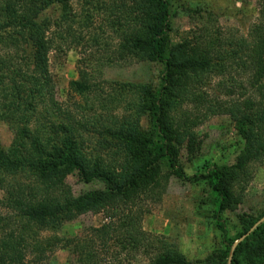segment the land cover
<instances>
[{"label":"trees","instance_id":"1","mask_svg":"<svg viewBox=\"0 0 264 264\" xmlns=\"http://www.w3.org/2000/svg\"><path fill=\"white\" fill-rule=\"evenodd\" d=\"M75 1L85 9L83 17L71 6ZM262 7L263 20L251 34L255 38L243 40L240 48L228 54L223 50L225 42L215 40L206 29L170 47L168 0H0V45L10 48L0 56V118L16 124L22 141L17 158L8 155L0 141V190L5 193L0 206L7 210L6 215L0 213V264H44L49 253L72 247L78 264H105L104 254L119 256L141 249L149 257L148 264H193L166 238L143 231L144 213L133 210L143 197L161 196L171 175L207 182L211 201L217 206L215 227L226 245L223 260L229 257L233 241L228 239L222 214L236 210L241 203L235 190L250 179L246 163L264 159V93L259 89L264 81V2ZM51 8L60 10L56 21L45 16ZM102 16L105 28L114 30L118 39L114 57L103 55L93 60L90 54L92 65L82 66L80 79L70 83V90L84 98L95 115L96 108L102 111L97 118L99 131L116 140L112 146L107 139L100 140L110 151L108 161L84 152L87 142L83 132L97 122L60 112L48 67L53 49L67 46L68 39L79 46L72 26L77 19L82 21V30H90ZM229 44L235 47L233 42ZM95 45L101 51L98 38ZM25 46L30 48L29 54ZM125 59L164 65L156 92L137 84L144 104L135 113L121 111L127 100L120 82L99 81L102 69ZM245 75L248 80L241 78ZM213 78L219 79L223 98L206 91ZM41 105L46 106L45 112ZM56 107L64 119L59 124L49 111ZM186 107L197 113L194 120L177 119L178 111ZM144 115L152 119L160 142L155 143L141 129ZM221 115L242 124L249 152L233 170L212 166L187 178L170 144L179 130L191 131L200 122ZM52 126L62 135L52 136ZM164 164L171 172H164ZM24 173H30L34 181L27 184L18 180ZM74 174L82 183L98 181L105 187L76 198L66 183ZM89 212H107L110 222L91 229L87 238L42 239L44 231H54ZM255 223L246 222L244 233ZM202 263L225 264L216 254ZM232 264H264V222L237 246Z\"/></svg>","mask_w":264,"mask_h":264},{"label":"rangeland","instance_id":"2","mask_svg":"<svg viewBox=\"0 0 264 264\" xmlns=\"http://www.w3.org/2000/svg\"><path fill=\"white\" fill-rule=\"evenodd\" d=\"M168 1L171 5L170 47L185 39H191L206 29L215 40L221 41L222 44L223 41L225 42L223 50L226 53L233 54L232 50L238 48L241 42L246 41L245 39L255 38L254 35L251 36L252 31L263 20L261 13L264 0ZM71 6L77 16L83 17L85 9L81 3L75 1ZM45 16L56 21L60 16V10L51 8ZM103 18L104 16L99 18L90 30H82V21L77 19V22L72 26L77 30V34L74 35L77 37L76 41L79 46H73L75 40L68 39L67 46L62 49H53L48 56V67L55 83L53 96L61 108L60 112H70L78 119L83 120L82 117H84L86 121L97 122L93 127L88 126L89 131L83 132L87 142V145L83 146L84 152L94 158L108 161L112 158L110 151L100 145V140L102 137L107 139L111 146L116 143V140L110 133L105 132L102 135L99 131L100 124H98L97 118L102 111L96 108L97 115H95L90 111L85 99L70 90V83L80 79L79 72L82 66L92 65L90 63L93 61H89L90 54L93 60L95 58L98 60V57L103 55L114 57L113 52L117 47L118 39L114 30L107 26L105 28ZM53 30L56 31L55 28ZM96 38L103 45L100 48L101 51H98L97 45H95ZM230 41L234 43V48L230 47ZM105 45H109L110 49H106ZM24 49L29 54L30 48L25 46ZM9 50V45H0V56H5ZM20 51L21 54H24L22 49ZM33 60L31 59V61ZM32 64L34 66V61ZM107 66L101 70L103 75L100 72L99 81L104 79L111 83L120 82L124 86L127 103L122 106L121 111L130 113L139 111L144 104L143 92L137 88V84H143L156 92L160 87L164 70V65L157 61L139 59L115 60L112 65ZM247 76H241V78L248 80ZM218 81L219 79L216 78L208 81L206 91L212 97L223 98L217 86ZM259 89L264 93V81ZM106 90L108 89L106 88ZM40 109L45 112L46 106L41 105ZM53 109H49L53 114L51 115L52 120L55 121V124H59L64 119L57 107ZM196 115L197 113L192 107H186L182 111H178L177 119L189 118L192 121ZM141 129L155 143L160 142L149 115H144L141 118ZM50 134L56 137L62 135L60 130H56V126H52ZM0 141L8 155L16 158L20 155L22 141L17 135L16 124L0 118ZM170 150L175 154L178 166L187 178L202 174L212 166L233 170L238 166L239 160L249 152L244 139V127L225 115L210 117L193 127L191 131L179 130L170 144ZM163 170L165 173L171 172L166 164L163 165ZM245 171L250 179L235 190L237 196L242 198L241 203L236 210H228L222 214L229 232L228 239L233 241L232 249L237 242H243L256 227L264 222V159L260 162L255 160L246 163ZM18 180L27 184L34 181L30 178V173L20 175ZM66 183L76 198L105 187L98 181L92 184L82 183L75 174L68 176ZM59 194L61 196L62 192ZM4 195V191L0 190V201ZM143 198L145 199L133 207L135 213L140 210L144 213L141 218L143 231L166 238L193 264H203L202 262L213 254H216L223 263L232 264L234 255L230 261L231 252L229 257L223 260L222 253L226 250V245L222 241L221 233L215 227L214 216L217 206L211 201L207 182L195 183L171 175L161 196L156 195L151 198L150 195H147ZM0 213L6 215L7 210L0 206ZM258 218L260 219L258 220ZM252 221L256 222L255 225L245 234V223ZM109 222L107 212L85 213L73 221L64 223L54 231L51 229L44 231L42 239L52 236L65 239L87 238L91 236V229L99 228ZM47 256L48 259L44 264H78L73 247L67 250H54ZM102 258L105 260V264L149 263V257L142 249L141 251L134 250L131 253L122 252L119 256L110 252V254H104Z\"/></svg>","mask_w":264,"mask_h":264},{"label":"water","instance_id":"3","mask_svg":"<svg viewBox=\"0 0 264 264\" xmlns=\"http://www.w3.org/2000/svg\"><path fill=\"white\" fill-rule=\"evenodd\" d=\"M240 243V241L239 242H237L236 244H235V247H237V245ZM235 247L232 249V251H231V254H230V261H231V259H232V257H233V255H234V252H235Z\"/></svg>","mask_w":264,"mask_h":264}]
</instances>
